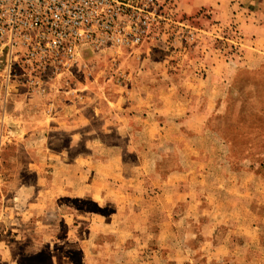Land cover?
<instances>
[{
    "label": "crops",
    "instance_id": "crops-1",
    "mask_svg": "<svg viewBox=\"0 0 264 264\" xmlns=\"http://www.w3.org/2000/svg\"><path fill=\"white\" fill-rule=\"evenodd\" d=\"M180 1L223 13L227 0ZM258 5L261 12L247 15L231 8L246 45L243 64L264 54ZM243 64L206 55L198 73L180 79L133 72L128 87L82 89L81 100L67 102L50 96L55 116L39 99L22 96L6 112L0 104V264H170L171 250L177 264H196L201 253L210 264L233 254L235 241L246 247L247 230L215 214L244 207V193L225 204L209 189L218 158L200 147L218 83ZM171 240L186 242L171 249Z\"/></svg>",
    "mask_w": 264,
    "mask_h": 264
},
{
    "label": "rangeland",
    "instance_id": "rangeland-1",
    "mask_svg": "<svg viewBox=\"0 0 264 264\" xmlns=\"http://www.w3.org/2000/svg\"><path fill=\"white\" fill-rule=\"evenodd\" d=\"M225 2L223 13L227 12L228 16L220 15L223 13L219 8H183L184 5L182 7L181 1L177 0V5L167 12L168 21L161 24L159 30L138 50L124 53L115 61L111 55L85 53L84 62L75 69V77L71 85L67 86L72 88V92L62 94L64 101L81 100L82 89L92 93L91 89L97 90L99 86L107 89L113 86L128 87L130 80L127 76L133 72L158 73L160 77L161 73H169L180 79L198 73L199 60L206 55L233 59L242 64L247 62V59L242 58L246 55L244 37L239 30L240 24L232 16L231 8L236 4L233 10L235 15L238 12L247 15L251 10L261 12V8L257 9L258 4L264 5V1ZM244 14L242 18H245ZM261 50L264 53V47ZM261 57L255 63L243 64L231 79L218 83L217 110L211 118L208 133L201 140L200 147L207 156L215 152V160L218 158V164L212 165L217 171L207 178L210 180L209 189L222 193H218V196L225 204L233 201L237 203V199L241 198L237 195L244 193V207L220 208L216 209L215 214H219L220 219L225 217V220L236 221L239 225L237 231L247 230L250 235L246 247L242 248L240 243L245 241H239L238 245L235 241L233 254L210 264H264V54ZM1 117L3 113L0 110ZM172 147L170 144L167 151L173 153ZM225 154V161L223 157L219 160ZM171 157L165 166L166 170L173 166ZM201 162L210 166L208 161ZM221 163L228 173L224 174ZM214 181L218 183L217 189L212 185ZM1 228L0 223V231ZM179 231L183 234L184 227ZM221 232L224 234L225 230ZM185 242L171 240L169 246L174 249L182 247ZM170 258V264H177L174 260L177 255H173L172 250ZM195 260L196 264H206L203 253L195 256Z\"/></svg>",
    "mask_w": 264,
    "mask_h": 264
},
{
    "label": "built area",
    "instance_id": "built-area-1",
    "mask_svg": "<svg viewBox=\"0 0 264 264\" xmlns=\"http://www.w3.org/2000/svg\"><path fill=\"white\" fill-rule=\"evenodd\" d=\"M177 0H0V104L70 94L87 52L113 60L138 50ZM121 55V56H120ZM20 98V99H19Z\"/></svg>",
    "mask_w": 264,
    "mask_h": 264
}]
</instances>
